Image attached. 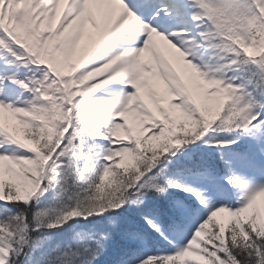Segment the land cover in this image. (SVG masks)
<instances>
[{
	"label": "snow or ice",
	"instance_id": "snow-or-ice-1",
	"mask_svg": "<svg viewBox=\"0 0 264 264\" xmlns=\"http://www.w3.org/2000/svg\"><path fill=\"white\" fill-rule=\"evenodd\" d=\"M0 264H264V0H0Z\"/></svg>",
	"mask_w": 264,
	"mask_h": 264
}]
</instances>
